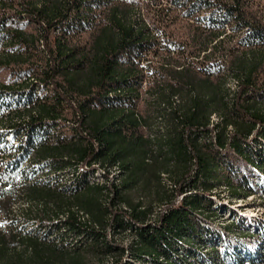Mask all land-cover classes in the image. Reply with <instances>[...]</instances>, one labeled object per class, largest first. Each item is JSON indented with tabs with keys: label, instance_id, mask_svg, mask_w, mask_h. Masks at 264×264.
I'll return each instance as SVG.
<instances>
[{
	"label": "trees",
	"instance_id": "obj_1",
	"mask_svg": "<svg viewBox=\"0 0 264 264\" xmlns=\"http://www.w3.org/2000/svg\"><path fill=\"white\" fill-rule=\"evenodd\" d=\"M2 72L0 264H192L202 230L258 233L213 220L225 189L264 205V0H0Z\"/></svg>",
	"mask_w": 264,
	"mask_h": 264
},
{
	"label": "rangeland",
	"instance_id": "obj_2",
	"mask_svg": "<svg viewBox=\"0 0 264 264\" xmlns=\"http://www.w3.org/2000/svg\"><path fill=\"white\" fill-rule=\"evenodd\" d=\"M6 74V72H2L0 76ZM104 172V171H101ZM116 170H113L109 174V178L111 181H115L114 173ZM102 173L99 172L98 178H106ZM259 174H253V178H258ZM46 178H51L50 180L53 183H58L59 185L65 186L67 182L60 180V178L55 177L54 175L47 176ZM101 178L98 181H102ZM56 180V181H55ZM68 181V179L66 178ZM256 180V179H255ZM264 180V178H263ZM264 184V183H263ZM224 190L225 188L222 187ZM133 195V198H139V195H137L136 192L130 193ZM219 197L221 198V201H219V214L218 218L214 219L213 222L217 221V225L220 226V228H223V225L220 224V222H227V224H230V219L232 216H234L237 213H241V215L246 219V228H248L247 231L249 232H258L257 234L254 233L255 235H247V234H241L242 236L246 237V240H244L240 245L237 247H227L224 249L220 248L222 242L224 239L230 238L229 233H226L228 235H221L219 234L218 236H215L211 233H209L206 230L201 231V241L199 242L198 237L196 236L197 240H195L196 245H190L191 248L189 251L187 248H183V245L180 244L179 249H177V253L174 256L176 259H184V260H189L195 264H201V263H207V264H226L233 262L235 259L240 258V257H247L249 254L253 252H257L259 249L260 244H264V205L261 204V199H260V193H255V194H250L248 195L245 199L239 200L237 202H234L232 199H229V196L227 195V189L224 191L220 192ZM226 210H224V208ZM16 207L15 209H17ZM234 218V217H233ZM244 218H242V221H244ZM17 226L22 228V227H27L28 230L35 229L37 232H40V234H45L46 230L49 228L45 227L40 228L39 226H36V224L33 225H28L26 222L23 221L22 217L17 218ZM258 226V228H257ZM236 236H239L238 234H234ZM226 236V237H225ZM118 238H122L124 244L129 243L130 241V236L129 235H120L117 236ZM50 238H55V234H52ZM225 240V241H226ZM224 241V242H225ZM223 242V243H224ZM67 244V242H66ZM218 245V251L214 252L210 248V245L215 246ZM220 248V249H219ZM175 263V262H174ZM106 264H110L106 263ZM259 264H264V259L261 263Z\"/></svg>",
	"mask_w": 264,
	"mask_h": 264
},
{
	"label": "bare ground",
	"instance_id": "obj_3",
	"mask_svg": "<svg viewBox=\"0 0 264 264\" xmlns=\"http://www.w3.org/2000/svg\"><path fill=\"white\" fill-rule=\"evenodd\" d=\"M98 175H99V173H98ZM100 178H101V177H100ZM100 178H98V176H97V177H96V180L98 181ZM101 179H102V178H101ZM239 200H240V199H237L236 201H239ZM241 200H243V199H241ZM219 216H220V215H219ZM84 217H85V216H84ZM230 221H231V219H230ZM235 221H237V220H235ZM225 223H227V222H220V224L223 225V226L225 225ZM213 225H214L215 228H216V227H217L218 229L220 228V226L217 225V221L213 222Z\"/></svg>",
	"mask_w": 264,
	"mask_h": 264
}]
</instances>
